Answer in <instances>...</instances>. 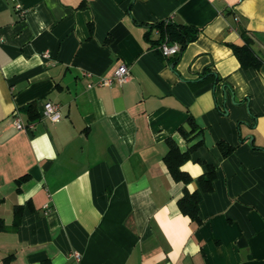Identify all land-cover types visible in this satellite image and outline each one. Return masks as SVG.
<instances>
[{"label": "crops", "instance_id": "obj_1", "mask_svg": "<svg viewBox=\"0 0 264 264\" xmlns=\"http://www.w3.org/2000/svg\"><path fill=\"white\" fill-rule=\"evenodd\" d=\"M170 20L199 38L168 57L154 27ZM243 33L264 60V0H0V264H75L74 251L80 264H264V62H239ZM122 65L129 82L97 84ZM168 138L185 152L203 140L189 185L169 171ZM207 164L218 177L197 222L178 200Z\"/></svg>", "mask_w": 264, "mask_h": 264}, {"label": "trees", "instance_id": "obj_2", "mask_svg": "<svg viewBox=\"0 0 264 264\" xmlns=\"http://www.w3.org/2000/svg\"><path fill=\"white\" fill-rule=\"evenodd\" d=\"M154 27V26H153ZM157 28L160 37L159 40L155 43V45L160 46L162 43L168 41L169 43L178 42L181 45L180 53L185 49V47L192 41L198 40L199 29L187 24H180L173 21H161L156 24L154 27ZM150 33H147V36ZM245 36V43L242 45L231 44L233 50L235 51V55L239 62L243 65V67H252L259 68L263 65L264 60L255 52V49H252V39L250 36L243 33ZM28 113H30V117L32 120H35L39 115L36 111L34 105H29L27 107ZM189 125L191 127L190 130L186 131L184 127H180L179 131L182 135L185 136L187 140H193L195 137L201 136L202 131L199 130L198 122L195 120L193 116L188 118ZM169 151L166 153L164 159L168 164V168L172 177H174L175 181H181L186 185H189L191 181H193V176L187 173L182 169V166L185 163H188L191 155L194 151H196L199 147L202 146L203 140L197 141L192 144L189 148V151H183L177 142L171 138H168ZM218 147H220L222 155L224 157H229L234 149L231 144L226 143V141L221 140L218 143ZM217 169L213 166V164H207V171L203 173L201 177H199V188L195 191H189L187 189L183 196L178 200V204L180 205V209L184 214H187L190 218H193L195 221L200 222L202 219L199 215L200 206L202 205V199L205 193L212 192L214 189V182L216 181ZM28 175H24L22 178L17 181L20 185L23 184L25 180H27ZM2 200H0V203ZM24 213L23 207L17 206L15 212V220H14V229H17L21 224V217ZM7 225H5L4 221L0 218V231H4L7 229ZM14 259V255H7L4 259V264H12Z\"/></svg>", "mask_w": 264, "mask_h": 264}, {"label": "built area", "instance_id": "obj_3", "mask_svg": "<svg viewBox=\"0 0 264 264\" xmlns=\"http://www.w3.org/2000/svg\"><path fill=\"white\" fill-rule=\"evenodd\" d=\"M20 7V6H19ZM236 21H238V18H236ZM159 49L161 52H163L165 54V56L170 57L171 55H177L180 53L181 51V45L178 42H173V43H169L168 41L162 43L159 46ZM50 53L46 52L43 57H47V58H51L50 57ZM130 69L126 67V65H122L119 67L118 70H116V72L114 74H112L109 77H103L100 80H98V83L100 86H110L115 84L116 82H119L121 84L125 83V82H129L130 79ZM96 83L91 82L88 86V88L93 87ZM45 116L46 118H50L53 121H57L61 119V114L62 112H60V107L57 104L48 102V104H46L45 106ZM19 115L17 114V116L15 117V125L18 127V129H25L27 127H25V125L22 123V121L20 120V118L18 117ZM47 208H49L48 205H46ZM70 256L72 257V259L74 260L75 264H80L82 261V256L78 253V251H74L71 252Z\"/></svg>", "mask_w": 264, "mask_h": 264}]
</instances>
